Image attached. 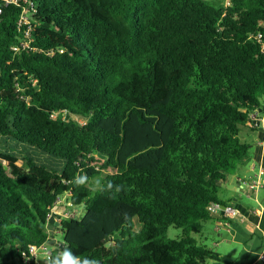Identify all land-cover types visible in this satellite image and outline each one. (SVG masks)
Here are the masks:
<instances>
[{
  "label": "trees",
  "instance_id": "1",
  "mask_svg": "<svg viewBox=\"0 0 264 264\" xmlns=\"http://www.w3.org/2000/svg\"><path fill=\"white\" fill-rule=\"evenodd\" d=\"M1 4L0 264L47 241L58 199L84 210L62 221L79 264L221 261L196 236L264 108V0Z\"/></svg>",
  "mask_w": 264,
  "mask_h": 264
},
{
  "label": "crops",
  "instance_id": "2",
  "mask_svg": "<svg viewBox=\"0 0 264 264\" xmlns=\"http://www.w3.org/2000/svg\"><path fill=\"white\" fill-rule=\"evenodd\" d=\"M261 118L256 130L244 128V132L257 131V140L253 149L246 142L249 145V153L235 174L228 176L221 186V191L227 194L222 199L224 204L235 207L238 215L233 219L222 218L221 213L213 215L211 220L203 224L201 234L196 236L198 242H201L206 239L205 235L212 227L211 231L216 234V239L211 249L220 255V262L223 264H262L261 256L264 255V175L261 179L262 188L252 196L259 205L256 210L234 198L235 192H244L245 189L241 187V181L249 179L253 166H260L264 169V116ZM221 220H227L228 224H224Z\"/></svg>",
  "mask_w": 264,
  "mask_h": 264
},
{
  "label": "built area",
  "instance_id": "3",
  "mask_svg": "<svg viewBox=\"0 0 264 264\" xmlns=\"http://www.w3.org/2000/svg\"><path fill=\"white\" fill-rule=\"evenodd\" d=\"M1 2H4V6L9 5L11 3H16L17 0H0V14L2 13V8L3 5ZM226 6H230V0H224ZM28 11L23 10L19 23L20 24H27L28 23V16H27ZM30 31L29 29L25 30L24 34L25 37L28 38L30 37ZM29 41L26 40L25 42L21 43V47L26 48L28 47ZM12 50L17 52L19 51V47L15 46L12 47ZM59 113H54L53 117H57ZM62 118H66L67 113H62L61 114ZM264 116V108L262 110H255L249 115V121H252L254 126H258L260 121L262 120L261 117ZM255 169V166H253L252 170ZM264 175V169L262 167H257V174L250 179L247 180H242L241 181V187L246 189L250 194H255L259 189L262 188V182H261V177ZM222 205L219 204H211L208 206V211L210 212L211 215H219L221 213L222 218L225 219H233L238 215V211L235 207L231 205H225V208H221ZM57 207H62L61 213H59L60 216H57L56 214L58 212L54 211L55 208ZM70 205L69 203L65 202L64 199H58L56 203V207L51 211V213L48 215V220L52 215H55V221L57 222L56 227H55V232H61L62 233V221L68 217H73L74 214L72 215L71 210H70ZM221 222H224V224H228V221L226 220H221ZM54 232V233H55ZM54 238L53 236L49 235L48 239L46 242H43L39 245H30L28 248V254L23 256L21 261H19L16 264H45L50 262L54 256H59L61 254L62 249L64 248L65 244L62 241H56L54 245L49 244V240ZM261 263L264 264V255L261 256ZM79 264V263H78Z\"/></svg>",
  "mask_w": 264,
  "mask_h": 264
},
{
  "label": "rangeland",
  "instance_id": "4",
  "mask_svg": "<svg viewBox=\"0 0 264 264\" xmlns=\"http://www.w3.org/2000/svg\"><path fill=\"white\" fill-rule=\"evenodd\" d=\"M72 119H74L78 123H85V119H82L80 117H72ZM257 136H258L257 131L244 132V127H242L241 133H240V137H241V139L243 141L249 143L252 146L251 149H253V145L255 144V141L257 140ZM256 174H257V167L255 166V169L254 170L251 169V173H250L249 176L251 178H253ZM250 177H249V179H250ZM261 179H262V177H261ZM219 195H220L221 199H224L227 196V194L224 191H221V190H220V194ZM252 196H253V194H250V192H248L245 189L244 192H241V193L235 192V197L234 198L236 200H238L239 202L243 203L244 205L251 207L253 210H256L259 205H258V202ZM228 205H230V204H228ZM69 208L71 210L72 215L73 214L74 215H77L78 214V216H82V214L84 212V210H83L82 207H78V208L69 207ZM134 222H135V228L134 229L136 231H138L140 229V224L138 223L137 218L134 219ZM209 224H211V222H209ZM211 228L212 227H210V230L205 235L206 236L205 237L206 239H204V240L201 241V244H203V245H205L207 247H210V248L213 247L214 240L216 239V237H215L216 234H214L211 231ZM180 235H181V230L180 229L169 228L167 230L165 236L168 239H175V238H178ZM54 238H55L56 241H59V242L62 241L63 240L62 233L61 232H55L54 233Z\"/></svg>",
  "mask_w": 264,
  "mask_h": 264
},
{
  "label": "clouds",
  "instance_id": "5",
  "mask_svg": "<svg viewBox=\"0 0 264 264\" xmlns=\"http://www.w3.org/2000/svg\"><path fill=\"white\" fill-rule=\"evenodd\" d=\"M52 264H78V260L66 249L58 257L53 258ZM83 264H97V262L86 259L83 261Z\"/></svg>",
  "mask_w": 264,
  "mask_h": 264
},
{
  "label": "water",
  "instance_id": "6",
  "mask_svg": "<svg viewBox=\"0 0 264 264\" xmlns=\"http://www.w3.org/2000/svg\"><path fill=\"white\" fill-rule=\"evenodd\" d=\"M221 208H225V205H222ZM54 211L58 212L56 215L60 216L59 213H61L62 211V207H57L54 209ZM57 222L55 221V215H52L50 217V219L48 220V224H47V229L50 231L51 235L53 236L54 232H55V227H56ZM49 244L50 245H54L55 244V239L51 238L49 240ZM209 264H223L220 261H210Z\"/></svg>",
  "mask_w": 264,
  "mask_h": 264
}]
</instances>
